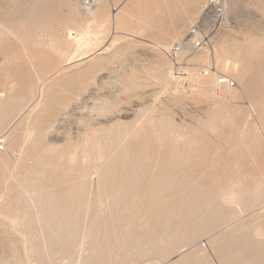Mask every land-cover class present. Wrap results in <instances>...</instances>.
I'll return each mask as SVG.
<instances>
[{"label": "rangeland", "instance_id": "374dc122", "mask_svg": "<svg viewBox=\"0 0 264 264\" xmlns=\"http://www.w3.org/2000/svg\"><path fill=\"white\" fill-rule=\"evenodd\" d=\"M81 1L0 0V116L9 109L6 100L13 101H8L12 110L6 113L8 119L0 117L6 120L0 121V133L6 137V149L0 153V264H251L253 260L264 264V0H221L225 17L216 33L209 18L210 0H88L92 10L99 8L95 19ZM89 25L97 26L94 31L102 40L97 39L96 48L92 45L93 51L74 50L66 29L92 31ZM194 26L208 35L203 50H218L221 56L244 61L243 79L228 75L236 82L228 97L227 90L213 87V79L198 77L202 67L222 72L214 67L215 61L191 65L185 56L194 52L180 54L189 66V89L177 91L170 81L165 51L192 38ZM82 50L93 54L86 58ZM164 75L168 80L163 81ZM19 98L25 105L17 103L22 101ZM11 125L22 129L17 132L22 133L17 146L8 140ZM135 155L143 157L134 162ZM171 165L176 170L164 173ZM139 169L146 170V177L140 174L139 178L135 172ZM248 171L254 173L249 178ZM242 173L248 181L241 179ZM147 174L163 187L155 182L150 186L159 188L153 191L152 187V193L151 181L146 179L144 184ZM160 174L170 180L161 181ZM254 175L263 182L257 183ZM230 178H235L233 184L239 179L238 187L232 186ZM123 186L130 189L125 193L130 195L125 199L128 206L121 202L126 198ZM144 190L146 199L139 194ZM133 191L135 195L129 193ZM63 196L68 199L64 206H70L62 210ZM41 203L47 207L40 208ZM232 206L234 214L229 213Z\"/></svg>", "mask_w": 264, "mask_h": 264}, {"label": "bare ground", "instance_id": "6f19581e", "mask_svg": "<svg viewBox=\"0 0 264 264\" xmlns=\"http://www.w3.org/2000/svg\"><path fill=\"white\" fill-rule=\"evenodd\" d=\"M79 1H80V0H79ZM77 2H78V1H77ZM99 2H100V0H99ZM127 2H128V0H127ZM29 3H30V2H29ZM81 3H82V6L88 11V13L90 14V16H91L93 19H95V18H94V14H95V12H96V13L98 12L97 9H99V8L96 7L95 10H92V5H91V3H90L88 0H82ZM95 3H96V1H95ZM97 3H98V1H97ZM100 3H101V2H100ZM26 4H27V3H26ZM102 4H103V3H102ZM27 5H29V4H27ZM93 5H94V3H93ZM97 5L100 6L99 4H97ZM29 6H30V5H29ZM29 6H28V7H29ZM80 6H81V5H80ZM31 7H34V6L32 5ZM101 7H102V6H101ZM19 8H21V7H19ZM93 8H94V6H93ZM16 9H18V8H16ZM31 9H32V8H31ZM100 9H101V8H100ZM13 11H14V8H13ZM31 11H32V10H31ZM99 12H100V11H99ZM23 13H24V12H23ZM28 13H29V12H28ZM13 14H14V13L12 12V13H11V16H12ZM31 14H32V13H31ZM89 14H88V15H89ZM98 14H99V13H98ZM27 15H28V14H27ZM86 15H87V13H86ZM100 15H101V13H100ZM197 15H198V14H197ZM90 16H89V17H90ZM95 16L98 17V15H95ZM18 17H19V16H18ZM20 17H21V16H20ZM86 17H87V16H86ZM22 18H26V17H22ZM99 18H100V17H99ZM91 20H92V19H91ZM96 20H98V18H97ZM100 20H101V19H100ZM116 20H117V19H116ZM190 20H191V19H190ZM94 21H95V20H94ZM88 22H89V20H88ZM104 22H105V21H104ZM189 22H190V21H189ZM189 22H188V23H189ZM91 23H94V22H91ZM106 23H107V20H106ZM188 23H187V24H188ZM94 24H95V23H94ZM94 24H93V25H94ZM99 24H102V25H103L104 23H102V21H101V23L99 22ZM99 24H98V25H99ZM82 25H83V24H82ZM84 25H85V24H84ZM86 25L88 26V23H87ZM95 25H97V23H96ZM98 25H97V26H98ZM104 25H105V24H104ZM112 25H113V24H112ZM188 25H189V24H188ZM190 25H191V22H190ZM89 26H91V25H89ZM97 26H96V27H97ZM105 26H107V25H105ZM191 26H192V25H191ZM85 27H86V26H85ZM91 27H93V26H91ZM96 27L94 26V27H93L94 29H93L92 31H91V29L89 30V27H88V28H87L85 31H83V32H77L76 30H73V29H70V28L66 29V32H65V33H66V37H67L70 41H72V42L75 44V45L73 44V45H74V46H73V47H74V50H75V48H80V49H87V48H89L91 51L95 50V48L97 47V45H96L97 42L99 41L98 43H100V41L102 40V38H100L99 36H98L99 39L97 38V34H98L99 31H98V32H97V31H94V30L97 29ZM114 27H115V26H114ZM186 27H187V25H186ZM0 28H1V27H0ZM95 28H96V29H95ZM81 29H82V28H81ZM102 29H103V28H102ZM106 29H107V28H106ZM188 29H189V28H188ZM99 30H101V29H99ZM101 31H102V30H101ZM65 33H64V34H65ZM101 33H102V32H101ZM103 34H104V33H103ZM100 36H101V35H100ZM92 37H94V38H92ZM97 39H98V41H97ZM182 40H183V39H182ZM67 41H68V40H67ZM94 41H95V42H94ZM63 42H64V39H63ZM72 42H71V43L69 42V43L72 44ZM17 43H18V42H17ZM69 43H68V46H69ZM64 44H66V42H65ZM92 45H94L95 48H94ZM99 45H100V44H99ZM252 45H253V44H252ZM252 45H251V46H252ZM254 45H256V44H254ZM75 46H76V47H75ZM91 46H92L93 48H92ZM257 46H259V45H257ZM64 47H65V46H64ZM90 47H91L92 49H91ZM225 47H227V46H225ZM252 47H253V46H252ZM255 47H256V46H255ZM65 48H66V47H65ZM98 48H99V47H98ZM98 48H97V49H98ZM212 48H213V47H212ZM59 49H60V48H59ZM72 49H73V48H72ZM201 49H202V48H201ZM218 49H219V47H218ZM225 49H226V48H225ZM227 49H228V48H227ZM249 49L251 50V48H249ZM65 50H66V49H65ZM74 50H72V51H74ZM77 50H78V49H77ZM87 50H88V49H87ZM87 50H85V51H86V52H89L88 54H91V53H92V52H90V50H89V51H87ZM209 50H210V49H209ZM209 50H203V49H202V51H201V52H197V54H196L195 52H194L193 54L191 53V55H190V54H189V55L187 54V55L185 56V57L187 58L186 60H188L190 63H192L191 65H193V63L196 64V63H199V62H203V63L207 64V63H209V62H211V61H212V63H213V61H215L214 64H216V65H214V67H215V66L218 67L219 69H218V68H217V69L219 70V72H220V70H221V72L224 73V74L221 73L222 75H225V76H226V75H227V76H228V75H230V76H234L238 81H240L241 79L244 78V76H245V71L247 70L246 67H244V65L242 64V63H244V61L241 63V62L239 61L238 57L231 58L230 55H229V56H226V55H225V56H221V55H222L221 52H220L221 55L217 53L218 50H217V51H214V50H213L214 53H213V51H209ZM211 50H212V49H211ZM240 50H241V49H240ZM63 51H64V50H63ZM82 51H83V50H82ZM74 52H75V51H74ZM235 52H236V51H235ZM240 52H242V51H240ZM244 52H245V51H244ZM83 53H84V51H83ZM72 54H73V52H72ZM77 54H78V53H77ZM84 54H85L86 58H88V57H87L88 54H87V53H84ZM86 54H87V55H86ZM92 54H93V53H92ZM180 54H181V55H182V54L184 55V54H186V53H184V51H182ZM180 54H179V55H180ZM226 54H228V53H226ZM240 54H241V53H240ZM246 54H247V53H245V56H247V58H248V55H246ZM61 55H62V53H61ZM82 55H83V54H82ZM82 55H81V56H82ZM237 55H238V52H237ZM73 56H75V55H73ZM235 56H236V54H235ZM78 57H80V55H79ZM239 57H240V56H239ZM67 58H68V57H67ZM80 58H81V57H80ZM82 58H83V57H82ZM240 58H241V57H240ZM253 58H254V57H253ZM258 58H259V57H258ZM26 59H27V58H26ZM69 59H70V57H69ZM69 59H68V60H69ZM243 59H244V58H243ZM243 59H242V60H243ZM65 60H67V59H65ZM68 60H67V61H68ZM240 60H241V59H240ZM248 60H249V59H248ZM252 60H253V59H252ZM27 61H28V60H27ZM30 61H31V60H30ZM67 61H64V62H67ZM249 61H250V60H249ZM254 61H255V60H254ZM252 62H253V61H252ZM252 62H251V63H252ZM256 62L258 63V60H257ZM186 63H187V62H186ZM190 63H189V64H190ZM251 63L249 62V65H248V64H245V65H246V66H250ZM253 63H254V65H256L255 62H253ZM196 65H198V64H196ZM193 66H194V65H193ZM200 66H201V64H200ZM205 66H206V65H205ZM196 67H197V66H196ZM212 67H213V66H212ZM251 67H252V65H251ZM251 69H252V68H251ZM215 70H216V69H215ZM160 72H161V71H160ZM216 72H217V71H216ZM163 73H165V72H163ZM198 73H199V72H198ZM198 73H197V74H198ZM165 74H167V73H165ZM192 74H193V73H192ZM249 74H250V73H249ZM162 75H163V74H162V72H161V77H162ZM215 75H216L215 72H213V74H212L211 76L207 77V78H209V80H211V79L214 80V79H215ZM191 76H192V75H191ZM249 76H250V75H248V77H249ZM166 77H167V76L164 75V77H163V81H164V78H166ZM246 77H247V76H246ZM248 77H247V79H248ZM252 77H253V76H252ZM168 78H169V77H168ZM200 78H202V77H200ZM254 78H255V76H254ZM256 78H257V77H256ZM256 78H255V79H256ZM194 79H195V78H194ZM204 79L207 80L206 78H204ZM231 79H232V78H231ZM160 80H162V79H160ZM166 80H168V79L166 78ZM166 80H165V81H166ZM197 80H200V79H197ZM257 80H259V79H257ZM170 81H171V80H170ZM189 81H190V79H189ZM203 81H204V80H203ZM242 81H243V80H242ZM261 81H262V79H261ZM161 82H162V81H161ZM191 82H192V80H191ZM191 82H190V83H191ZM200 82H201V80H200ZM207 82H208V81H207ZM209 82H210V81H209ZM211 82H212V81H211ZM247 82H248V80H247ZM4 83H5V80H4ZM4 83H3V85H4ZM196 83H197V82H196ZM198 83H199V82H198ZM203 83H204V82H203ZM203 83H202V84H203ZM212 83H214V82H212ZM243 83H245V81H244ZM258 83H259V84H258V86H259V85H260V81H259ZM261 83H262V82H261ZM194 84H195V83H194ZM194 84H193V85H194ZM202 84H201V86H202ZM210 84H211V83H210ZM5 85H7V84H5ZM197 85H198V84H197ZM212 85H213V84H212ZM212 85H211V86H212ZM243 85H244V84H243ZM245 85H248V84L245 83ZM24 86H25V85H24ZM194 86H196V85H194ZM205 86H206V85L204 84V87H205ZM240 86H241V84H240ZM252 86H253V85H252ZM260 86H261V85H260ZM198 87H200V86L198 85ZM202 87H203V86H202ZM248 87H249V86H248ZM263 87H264V86H262V88H263ZM2 88H3V87H2ZM205 88H206V87H205ZM205 88H204V89H205ZM246 88H247V87H245V89H246ZM249 88L251 89V86H250ZM253 88H254V87H253ZM262 88L259 89V90H263ZM7 89H8V88H7ZM26 89H27V88H26ZM197 89H198V88H197ZM209 89H210V88H209ZM212 89H213V88H212ZM224 89L227 90V92H225V94L227 93L226 95H227V97H228V92H230V90H231L232 88H224ZM247 89H248V88H247ZM250 89L247 90V91L249 92ZM5 90H6V89H5ZM200 90H202V89H200ZM207 90H208V88H207ZM196 91H197V90H196ZM211 91H212V90H211ZM232 91H233V90H232ZM235 91H236V90H235ZM247 91H246V93H248ZM257 91H258V90H257ZM263 91H264V90H263ZM263 91H262V92H263ZM7 92H8V90H7ZM27 92H28V91H27ZM200 92H201V91H200ZM200 92H199V90H198V93H200ZM202 92H204V91H202ZM212 92H213V91H212ZM212 92H211V93H212ZM217 93H218V91H217ZM220 93H221V92H220ZM238 93H239V92H238ZM249 93H251V92H249ZM260 93H261V92H260ZM260 93H259V94H260ZM263 93H264V92H263ZM263 93H262V94H263ZM212 94H213V93H212ZM225 94H224V95H225ZM224 95H223V96H224ZM226 95H225V96H226ZM235 95H236V94L234 93V96H235ZM240 95H241V91H240ZM9 96H10V95H9ZM9 96H8V97H9ZM36 96H37V95H36ZM234 96H233V97H234ZM263 96H264V95H263ZM263 96H262V95H259V97H263ZM3 97H4V96H3ZM8 97L6 96L5 98L7 99ZM11 97H12V99H14V98H15V95H14V97H13V96H11ZM23 97L25 98V95H24ZM230 97H231V96H230ZM230 97H229V98H230ZM236 97H237V96H236ZM238 97H239V96H238ZM26 98L28 99L27 96H26ZM26 98H25V101H27ZM239 98H241V97H239ZM252 98H253V97H252ZM254 98H255V95H254ZM263 98H264V97H263ZM1 99H2V98H1ZM6 99H5V100H6ZM22 99H23V98H22ZM22 99L19 98L18 100H22ZM230 99H231V98H230ZM249 99H250V98H249ZM255 99H256V98H255ZM5 100H4V103H5ZM9 100H10V98H9ZM9 100H8V101H9ZM15 100H16V99H15ZM15 100H14V101H15ZM18 100H16V101H18ZM36 100H38V99H36ZM232 100H233V99H232ZM237 100H238V99H237ZM2 101H3V100H2ZM8 101L6 100V102L9 103L8 105L11 106V105H10V102H8ZM10 101H11V100H10ZM251 101H253V99H252ZM254 101H255V100H254ZM254 101H253V102H254ZM11 102H13V101H11ZM22 102H23V100H22V101H18L17 103H22ZM33 102H34V101H33ZM2 103H3V102H2ZM23 103H24V102H23ZM23 103H22V105H25V104H23ZM26 103H27V102H26ZM5 104H6V103H5ZM30 105H31V104H30ZM37 105H38V104H37ZM0 106H1V105H0ZM3 106H4V104H3ZM9 106H8L9 109H7L8 111H7L6 113H8L9 111H12V110H10L11 108H10ZM17 106H18V105H16V108H17ZM4 107H5V106H4ZM28 107H29V105H28ZM12 108H14V107H12ZM19 108H20V105H19ZM21 108H22V107H21ZM21 108H20V109H21ZM23 108H24V107H23ZM29 108H30V107H29ZM20 109L17 110V112H20V111H21ZM4 110H5V109H4ZM27 110H28V109H27ZM239 110H240V109H239ZM14 111H15V110H14ZM23 111H24V110H23ZM25 111H26V110H25ZM1 112H2V111H1ZM17 112H16V113H17ZM6 113H4L5 115H3L4 118H5V116H6ZM20 113H22V112H20ZM2 114H3V113H2ZM2 114H1V115H2ZM14 114H15V113H13V115H14ZM17 114H18V113H17ZM7 115H8V114H7ZM15 115H16V114H15ZM19 115H20V114H19ZM3 116H0V117H3ZM8 116H11L10 113H9ZM20 116H21V115H20ZM20 116H19V117H20ZM29 116H30V115H29ZM15 117H17V116H15ZM6 118H7V117H6ZM6 118H5V119H6ZM20 118H21V117H20ZM23 118H24V115L22 116L21 120H22ZM0 119H1L0 121H2L3 118H0ZM5 119H4V120H5ZM7 119H8V118H7ZM12 119H13V118H12ZM15 119H16V118H15ZM4 120H3V121H4ZM10 120H11V119H10ZM16 120H18V119H16ZM19 120H20V119H19ZM239 120H240V119H239ZM3 121H2L1 123H3ZM5 121H6V120H5ZM5 121H4V123H5ZM12 121H14V120H11V122H12ZM27 121H28V120H27ZM233 121H235V120H233ZM233 121H232V122H233ZM6 123H7V122H6ZM18 123H19V122H18ZM18 123H17V124H18ZM24 123H25V122H24ZM27 123H28V122H27ZM243 123H244V121H243ZM9 124H11V123H9ZM19 124H20V123H19ZM19 124H18V125H19ZM231 124H234V123H231ZM5 125H7V124H5ZM12 125H13V124H12ZM12 125H11V127H12ZM29 125H30V124H29ZM236 125H237V124H236ZM247 125H249V124H247ZM2 126H4V125L2 124ZM240 126H242V125H240ZM245 126H246V125H245ZM9 127H10V126H9ZM13 127H15V125H13ZM13 127H12L13 130L11 129L12 132H9L10 134H8V135H10V136H9V137L7 136V137L10 138V139H8V140L11 141V143H10V141H9L10 144H12L13 146H17L18 143H19L20 135L22 134V133H21V134H19V136H18V133H17V132H21L22 129L18 131V129H14ZM249 127H250V126H249ZM4 128H5V126H4ZM20 128H21V127H20ZM242 128H244V126H243ZM32 129H33V127H32ZM0 130H2V129L0 128ZM8 130H9V129H8ZM11 130H10V131H11ZM1 132H2V131H1ZM32 132H33V130L31 131V133H32ZM26 134H27V133H26ZM27 135H28V134H27ZM27 135H26V136H27ZM28 136H29V135H28ZM92 142H93V141H92ZM192 142H193V141H192ZM193 143H194V142H193ZM10 144H8V146H9ZM190 145H191V144H190ZM92 146H94V145H92ZM95 146H96V145H95ZM89 147H90V146H89ZM190 147H192V146H190ZM13 148H14V147H13ZM14 149H15V148H14ZM92 149H93V148H92ZM187 149H188V148H187ZM191 149H192V148H191ZM195 149H196V148H195ZM20 151H21V150H20ZM92 152H93V151H92ZM90 153H91V152H90ZM92 154H93V153H92ZM135 156H136V155H135ZM137 156H138V155H137ZM137 156H136L135 160H132V161H134V162L139 161V159L137 160V158H138L139 156H138V157H137ZM189 156H190V155H189ZM97 157H98V155H97ZM133 157H134V156H133ZM133 157H131V158L133 159ZM142 157H143V156H141V157H139V158H142ZM98 159H99V157H98ZM118 159H119V158H118ZM187 159H188V158H187ZM93 160H95V162H96V158H95V159L93 158ZM129 160H131V159L129 158ZM169 160H170V159H169ZM172 160H174V158H173ZM175 160H177V159H175ZM119 161H120V160H119ZM141 161H143V160H141ZM166 161H168V160H165V166H167V164H166L167 162H166ZM95 162H92V165H91L92 167L90 166L91 168H93V166H94L93 164H96ZM112 162H113V161H112ZM134 162H133L132 164H134ZM171 162H172V161H171ZM174 162H175V161H173V164H176V162H175V163H174ZM177 162H179V161H177ZM138 163H139V162H138ZM138 163H136L137 166H138ZM143 163H144L143 165H145V162H143ZM129 164H130V163H129ZM162 164H163V163H162ZM180 164H182V162H181ZM180 164L178 163V165H180ZM187 164H188V163H187ZM110 165H111V164H110ZM113 165H114V164H113ZM146 165H147V164H146ZM163 165H164V164H163ZM169 165H170V163H169ZM176 165H177V164H176ZM184 165H186V164L183 163V166H184ZM95 166H97V165H95ZM116 166H117V165H116ZM119 166H120V165H119ZM131 166H132V165H131ZM133 166H136V165H133ZM159 166H160V165H159ZM171 166L173 167V165H171ZM171 166H170V167H166V169L164 168V169H165L164 173H166V170H167V169H170V170L167 171L168 173H170L169 171H171V170L173 171V169L176 170V167H175V166H174L175 168L173 167L172 169H171ZM181 166H182V165H181ZM181 166H180V167L177 166V167H178L179 169H181V168L183 167V166H182V167H181ZM90 167H89V168H90ZM141 167H142V166L140 165V169H141ZM143 167H144V166H143ZM97 168H98V166H97ZM134 168H135V167H134ZM134 168H133V169H134ZM136 168H137V167H136ZM138 168H139V167H138ZM184 168H185V167H184ZM184 168H183V169H184ZM131 169H132V168H131ZM140 169H139V171H140ZM183 169H182V170H183ZM188 169H189V166H188ZM90 170H91V169H90ZM112 170H113V169H112ZM143 170H145V169H143ZM177 170H178V169H177ZM189 170H190V169H189ZM262 170H263V169H262ZM45 171H46V170H45ZM49 171H50V170H48V172H49ZM118 171H119V170H118ZM129 171H131V170H129ZM133 171H134V170H133ZM139 171L137 172V170H136L135 172L138 173L139 176H141V177H139V178H142V175H143V176L145 175L146 170H145L144 172L142 171L143 173H142L141 171H140V173H139ZM160 171H161V173H162V169H161ZM160 171H159V172H160ZM178 171H180V170H178ZM238 171H240V170H238ZM245 171H246V170H245ZM50 172H51V171H50ZM93 172H94V171H93ZM95 172H97V171H95ZM110 172H111V171H110ZM110 172H109V173H110ZM119 172H120V171H119ZM148 172H149V171H147V173H148ZM173 172H174V171H173ZM248 172H249V171H248ZM254 172H255V171H254ZM260 172H261V171H260ZM42 173H44V172H42ZM117 173H118V172H117ZM168 173H167V175H168ZM177 173H178V172H177ZM237 173H238V172H237ZM240 173H241V171L239 172V174H240ZM249 173H250V172H249ZM251 173H252V172H251ZM251 173H250V174H251ZM257 173H258V172H257ZM257 173H256V174H257ZM49 174H50V173H49ZM52 174H54V173H52ZM104 174H105V173H104ZM115 174H116V172H115ZM120 174H121V173H120ZM124 174H125V173H124ZM131 174H132V173H131ZM140 174H142V175H140ZM154 174H155V173H154ZM156 174H157V173H156ZM243 174H244V173H242V175H241V177H242L241 179H243V181H248L246 178H244L246 175L244 176ZM245 174H247V172H246ZM253 174H254V173H253ZM253 174L248 175L247 178H249V176H252ZM258 174H259V173H258ZM262 174H263V171H262L261 175H262ZM44 175H45V174H44ZM82 175H83V174H82ZM133 175H135L134 177H136V174H135V173H133ZM148 175H149V174H147V178H145V177H146V175H145V177H144L145 180H146V179H147V180H148V179L150 180V178H148V177H153V174H150V175H152V176H148ZM165 175H166V174H165ZM165 175H164V177H165ZM167 175H166V176H167ZM233 175H234V174H233ZM61 176H62V175H61ZM104 176H105V175H104ZM131 176H132V175H131ZM160 176L162 177V178H161V181H164V180H165V181L170 180V179H167L166 177H165V179H164V178H163V174H160ZM160 176H158V177L160 178ZM237 176L240 177V175H237ZM243 176H244V177H243ZM254 176H255V175H254ZM254 176L252 177V179L254 178ZM259 176H260V174H259ZM45 177H46V176H45ZM49 177H50V176H49ZM106 177H107V176H106ZM113 177H114V176H113ZM121 177H122V175H121ZM127 177H128V176H127ZM129 177H130V176H129ZM134 177L132 176V178H130V179H132V181H134V179H136V178H134ZM167 177L170 178L169 176H167ZM255 177H256V176H255ZM50 178H51V177H50ZM117 178H118V177H117ZM137 178H138V177H137ZM153 178H154V177H153ZM153 178H151V179H153ZM235 178H237V177L235 176ZM235 178H234L233 180H231L232 178H230L231 183H232V181L235 182ZM256 178H258V177H256ZM25 179H26V178H25ZM25 179H22V181L24 182ZM44 179H45V178H44ZM48 179H49V178H48ZM63 179H64V178H63ZM83 179H85V178H83ZM107 179H108V177H107ZM109 179H110V178H109ZM115 179H116V178H115ZM122 179H123V178H122ZM125 179H126V178H125ZM127 179L129 180V182L131 181L129 178H127ZM127 179H126V181H128ZM155 179H156V177H155ZM157 179H158V178H157ZM157 179H156V180H157ZM162 179H164V180H162ZM166 179H167V180H166ZM245 179H246V180H245ZM252 179H251V180H252ZM262 179L264 180L263 177H262ZM64 180H65V179H64ZM137 180H138V179H137ZM139 180H140V179H139ZM139 180H138L137 183H139ZM141 180H142V179H141ZM147 180L144 181V184H145V182H147ZM149 180H148V181H149ZM153 180H154V179H153ZM153 180H150V181H151L150 184H149V182L147 183V184H149L148 186L158 184L159 187H160V186L163 187V186H162L163 183H162L161 185L159 184V179L157 180L158 183H156V184H154V183L157 182V181L153 182ZM249 180H250V179H249ZM255 180L257 181V179H254L253 182L256 183ZM258 180H259V178H258ZM260 180H261V177H260ZM260 180H259V182H257V183H260ZM107 181H108V180H107ZM117 181H118V180H117ZM119 181H120V180H119ZM135 181H136V180H135ZM161 181H160V182H161ZM165 181H164V182H165ZM225 181H226V180H225ZM238 181H239V179L237 180L236 183L239 184ZM61 182L63 183V180H62ZM111 182H112V181H111ZM120 182H121V181H120ZM123 182H124V181H123ZM141 182H143V181H141ZM141 182H140V183H141ZM169 182H171V181H169ZM226 182H227V181H226ZM226 182H225V183H226ZM228 182H229V180H228ZM262 182H263V181L261 180V183H262ZM52 183H53V182H52ZM62 183H61V184H62ZM64 183H65V182H64ZM84 183H85V182H84ZM152 183H153V184H152ZM165 183H167V182H165ZM165 183H164V184H165ZM229 183H230V182H229ZM229 183H228L227 187L230 186L231 183H230V184H229ZM236 183H234V184L237 185L236 187H238V184H236ZM242 183H244V184L242 185V186H244V185H245V182H242ZM23 184H24V183H23ZM50 184H51V183H50ZM59 184H60V183H59ZM108 184H109V183H108ZM117 184H118V183H117ZM117 184H116V186H117ZM144 184L142 183V186H143ZM147 184H146V186H147ZM169 184H170V183H169ZM195 184H196V183H195ZM232 184H233V183H232ZM234 184H233L232 186H235ZM248 184H249V183H248ZM252 184H253V183H252ZM53 185H54V184H53ZM84 185H85V184H84ZM111 185H112V184H111ZM122 185H124V184H122ZM126 185H127V183L125 184V186H126ZM129 185H130V184H129ZM138 185H139V184H138ZM262 185H263V184H262ZM30 186H31V185H30ZM142 186H141V187H142ZM158 186H157L156 188H159ZM180 186H181V185H180ZM218 186H220V185H218ZM224 186H225V185H224ZM232 186H231V189H232V190L237 189V188H235V187H234V189H233ZM251 186H252V185H251ZM263 186H264V185H263ZM111 187H115V186H111ZM118 187H119V186H118ZM127 187H128V185H127ZM131 187H132V186H131ZM131 187H129V188H131ZM141 187H140V188L137 187V188L140 189V190L142 191L143 188H144V186L142 187V189H141ZM152 187H153V186H150L151 191H152ZM164 187H166V186H164ZM169 187H170V186H169ZM169 187H168V188H169ZM222 187H223V186H222ZM252 187H253V186H252ZM65 188H66V187H63V189H65ZM108 188H109V187H108ZM122 188H124V186L121 187V189H122ZM154 188H155V187H153V191H154ZM156 188H155V189H156ZM245 188H246V187H245ZM256 188H257V187H256ZM258 188H259V187H258ZM258 188H257V189H258ZM262 188L264 189V187H262ZM67 189H68V188H67ZM67 189H66V193H68V192H67V191H68ZM114 189H115V188H114ZM114 189H111V192H114V191H113ZM116 189H117V187H116ZM126 189H127V188H126ZM126 189H124V190H126ZM132 189H133V188H132ZM145 189H146V192L150 191V189L147 188V187H145ZM147 189H148V190H147ZM162 189H163V188H162ZM162 189H161V192H162ZM165 189H167V188H165ZM220 189H221V188H220ZM220 189H217V190H220ZM222 189H223V188H222ZM231 189H230V190H231ZM250 189H253V188L249 187V190H250ZM32 190H34V188H33ZM49 190H50L52 193L54 192V191H52L53 189H52V190L49 189ZM109 190H110V188H109ZM109 190H108V191H109ZM122 190H123V189H122ZM124 190H123V191H124ZM128 190L130 191V189H127L126 192H125V191H124V192L122 191V192L124 193L123 196L126 197V198L123 199V196H122V198H121V199H123V200H121V202L125 201V202H123L124 205H126L125 203L128 201V200H127V197H129V199H130V195H129V194H128V196H126ZM134 190L136 191L137 189H134ZM243 190H244V189H243ZM57 191H58V190H57ZM57 191H56V192H57ZM106 191H107V189H106ZM115 191H116V190H115ZM119 191H121V190H119ZM151 191H150V193H151ZM153 191H152V193H153ZM157 191H158V194L161 193L160 190H157ZM157 191H156V192H157ZM245 191H247V190H245ZM251 191H252V190H251ZM32 192H33V191H32ZM34 192H35V191H34ZM56 192H54V193L56 194ZM63 192H64V190L62 191V193H63ZM111 192H110V193H111ZM139 192H140V191H139ZM139 192L137 191L136 195H137ZM146 192H145V190H144V193H139V194H143V195L146 194V195H147L148 193H146ZM156 192H154V193H156ZM215 192L218 193V191H214V193H215ZM219 192H220V191H219ZM233 192H234V191H233ZM256 192H258V191H256ZM49 193H50V192H49ZM57 193H58V192H57ZM60 193H61V192H60ZM62 193H61V195H62ZM66 193H65V194H66ZM107 193H108V192H107ZM115 193H117V192H114L113 195H115ZM125 193H126V194H125ZM129 193H134V191H133V192H129ZM217 193H216V195L219 196L220 194H217ZM235 193H236V192H235ZM247 193H248V191H247ZM254 193H255V191H254ZM260 193H261V190H260ZM50 194H51V193H50ZM50 194H49L48 196H52V195H54V194H52V195H50ZM58 194H59V193H58ZM65 194H64V195H65ZM139 194H138V195H139ZM156 194H157V193H156ZM245 194H246V192H245ZM249 194H250V192H249ZM249 194H248V195H249ZM66 195H68V194H66ZM116 195H117V194H116ZM116 195H115V196H116ZM119 195H121V194L119 193ZM134 195H135V193H134ZM138 195H137V196H138ZM143 195H141V196H143ZM146 195H144L143 197L145 198ZM251 195H255V194H252V192H251ZM260 195L262 196V194H260ZM55 196H56V195H55ZM58 196H59V195H58ZM58 196H56L54 199H57ZM131 196H132V194H131ZM154 196H155V195H154ZM244 196H245V195H244ZM249 196H250V195H249ZM249 196H248V197H249ZM65 197H66V198H65ZM116 197H118V196H116ZM132 197H133V196H132ZM134 197H136V196H134ZM146 197H147V196H146ZM150 197H151V196H150ZM150 197H149V195H148V198H147V199H149ZM157 197H158V196H157ZM157 197L154 198V199H157ZM159 197H160V196H159ZM186 197H188V196H186ZM214 197H215V196H214ZM219 197H221V196H219ZM219 197H217V198H219ZM235 197H236V196H235ZM45 198H46V197H45ZM45 198H44V199H45ZM47 198H48V199H50V198L52 199V197H47ZM58 198H59V197H58ZM60 198H61V197H60ZM118 198H120V197H118ZM139 198H141V197L139 196ZM179 198H180V197H179ZM51 199H50V200H51ZM61 199H62V198H61ZM64 199H67V196H63V201H64V202L62 201V202H63V204H62V206H63L62 210H63V209H66L65 207L67 206V205L64 206V203L67 204L66 201H65ZM77 199H78V198H77ZM125 199H126L127 201H126ZM132 199L134 200L135 198H132ZM132 199H131V201H132ZM136 199H137V198H136ZM142 199H143V198H141V200H142ZM145 199H146V198H145ZM151 199H152V198H151ZM154 199H152V201H153ZM234 199H236V198H234ZM50 200H48V201H50ZM58 200H60V199H58ZM58 200H57V201H58ZM67 200H68V199H67ZM111 200L113 201V198H112ZM114 200H115V198H114ZM116 200H118V199L116 198ZM137 200H140V199H137ZM188 200H189V199H188ZM193 200H194V199H193ZM195 200H196V199H195ZM77 201H78V200H77ZM77 201H76V202H77ZM112 201H111V202H112ZM119 201H120V200H118V202H119ZM131 201H129V204H132ZM143 201H144V200H143ZM143 201H140V202L143 203ZM148 201H151V200H148ZM238 201H239V200H238ZM50 202H51V201H50ZM52 202H53V201H52ZM52 202H51V205H52V206H53V204H54V205L56 204V203H54V202L52 203ZM60 202H61V201H60ZM62 202H61V203H62ZM73 202H74V204H75V201H74V200H73ZM109 202H110V201H109ZM116 202H117V201H116ZM121 202H120V203H121ZM130 202H131V203H130ZM135 202H136V200H135ZM135 202H134V204H135ZM156 202H157V200H156ZM156 202H155V203H156ZM236 202H237V201H236ZM61 203H60V204H61ZM120 203H119V204H120ZM136 203H138V201H137ZM142 203H141V204H142ZM145 203H147V202H145ZM151 203H152V202H151ZM192 203H193V202H192ZM233 203H235V202H233ZM240 203H241V202H240ZM41 204H42V203H41ZM41 204L39 205V207H40V206H44L43 204H42V205H41ZM48 204H50V203H48ZM60 204H59V205H60ZM113 204H114V203L112 202V205H113ZM119 204L117 205V203H116V206L119 207ZM123 204H122V205H123ZM148 204L150 205L149 202H148ZM158 204H159V203H158ZM158 204H157V205H158ZM238 204H239V203H238ZM238 204H236V205H238ZM45 205H47V204H45ZM59 205L57 204V206L59 207L58 209H61ZM68 205H69V203H68ZM120 205H121V204H120ZM122 205H121V206H122ZM143 205H144V204H143ZM157 205L155 206V209H156ZM243 205H244V204H243ZM37 206H38V205H37ZM49 206H50V205H48V207H49ZM55 206H56V205H55ZM69 206H70V205H69ZM69 206H67V207H69ZM126 206H128V204H127ZM136 206H137V205H136ZM153 206H154V205H153ZM189 206H190V205H189ZM44 207H45V206H44ZM46 207H47V206H46ZM46 207H45V208H46ZM110 207H111V206H110ZM131 207H132V206H131ZM195 207H196V206H195ZM40 208H41V207H40ZM45 208H44V210H45ZM111 208L115 209L114 207H111ZM111 208H110V209H111ZM140 208H141V207H140ZM113 209H112V210H113ZM157 209H158V208H157ZM189 209H190V208H189ZM224 209H226V208L224 207ZM231 209L233 210L234 207H233V206H232V208L229 207V211H230ZM235 209H236V208H235ZM42 210H43V209H42ZM44 210H43V211H44ZM139 210H140V209H139ZM149 210H150V209H149ZM153 210H154V209H153ZM55 211H56V210H55ZM109 211H110V210H109ZM188 211H189V210H188ZM227 211H228V210H227ZM227 211H226V212H227ZM39 212H40V211H39ZM47 212H48V211H47ZM146 212H147V211H146ZM146 212H145V213H146ZM150 212H151V211H150ZM150 212H148V213H150ZM43 213H46V212L44 211ZM43 213L41 212V214H43ZM55 213H56V212H55ZM224 213H225V212H224ZM224 213H222V214H224ZM229 213H233V214H234V210L231 211V212H229ZM46 214L48 215V213H46ZM49 214H50V213H49ZM60 214H61V213H60ZM144 215H145V214H144ZM225 215H228V214L225 213ZM225 215H223V216H225ZM230 215H231V214H230ZM59 216H60V215H59ZM135 216H136V215H135ZM141 216H142V215H141ZM49 217H50V215H49ZM144 217H145V216H144ZM227 217H228V216H227ZM227 217H225V218H227ZM146 218H147V217H146ZM225 218H222V219H225ZM48 219L50 220V218H48ZM48 219H47V223H48V221H49ZM139 220H140V219H139ZM142 221H143V220H142ZM146 221H147V220H146ZM217 221H218V220H217ZM141 223L144 224V222H141ZM145 223H146V222H145ZM162 223H163V222H162ZM149 225H150V224H149ZM96 226H98V225H96ZM144 228H145V226H144ZM158 228H159V227H158ZM61 229H62V228H61ZM95 229H96V228H95ZM148 230H149V229H148ZM148 230H147L146 232H148ZM102 231H103V230H102ZM95 233H96V232H95ZM103 233H104V232H103ZM103 233H102V234H103ZM148 233H149V232H148ZM162 233H163V232H162ZM144 234H145V233H144ZM156 234H157V233H156ZM168 234L171 235L170 233H168ZM159 235L163 236L164 233H163V235H162L161 233H159ZM159 235L157 234V236H159ZM66 236H68V235H66ZM72 236H73V235H72ZM72 236L70 235V237H72ZM155 236H156V235H155ZM165 236H166V235H165ZM165 236H164V237H165ZM171 236H172V235H171ZM54 237H55V236H54ZM61 237H62V236H61ZM73 237H74V236H73ZM141 237H143V236H141ZM169 237H170V236H169ZM173 237H174V236H173ZM146 238H147V237H146ZM158 238H159V237H158ZM158 238H156V241H157ZM161 238H162V237H161ZM66 239H67V238H66ZM70 239H71V238H70ZM154 239H155V238H154ZM235 239H236V238H235ZM245 239H247V238H245ZM245 239H244V240H245ZM63 240H64V239H63ZM63 240L61 239V242H62V243H63ZM71 240H72V239H71ZM168 240H169V239H168ZM231 240H232V239H231ZM64 241H65V240H64ZM103 241H104V239H103ZM108 241H109V240H108ZM137 241H138V240H137ZM140 241H141V240H140ZM148 241H149V240H148ZM159 241H160V240H159ZM226 241H227V240H226ZM232 241H233V240H232ZM242 241H243V240H242ZM69 242H71V241H69ZM69 242H67V243H69ZM153 242H155V241H153ZM153 242H152V243H153ZM233 242H235V240H234ZM245 242H246V241H245ZM135 243H137V242H135ZM157 243H158V242H157ZM157 243H156V244H157ZM160 243H161V242H160ZM163 243H165V242H163ZM168 243H170V242H168ZM215 243H216V242H215ZM248 243H249V242H248ZM60 244H61V243H60ZM69 244H70V243H69ZM69 244H68V245H69ZM137 244H138V243H137ZM149 244H150V243H148V245H149ZM220 244H221V243H220ZM232 244H233V243H232ZM64 245H65V243H64ZM66 245H67V244H66ZM71 245H73V244H71ZM139 245H141V244H139ZM160 245H161V244H159L158 246L160 247ZM168 245H170V244H168ZM217 245H218V244H217ZM226 245H227V244H226ZM230 245H231V244H230ZM230 245H229V246H230ZM61 246H62V245H61ZM137 246H138V245H137ZM137 246H135V249H136ZM222 246H224V245H222ZM243 246H244V244H243ZM251 246H252V245H251ZM262 246H263V245H261L260 247H262ZM144 247H146V246H143V247H141V248H144ZM218 247H221V245L218 246ZM218 247L216 246V248H218ZM227 247H228V245H227ZM230 247H231V246H230ZM230 247H229V250H230ZM244 247H246V246H244ZM67 248H69V247H66V249H67ZM153 248H156L155 245H154ZM153 248H152V250H153ZM221 248H222V247H221ZM223 248H224V247H223ZM263 248H264V247H263ZM60 249H61V248H60ZM138 249H139V248H138ZM144 249H145V248H144ZM150 249H151V248H150ZM227 249H228V248H227ZM227 249H226V251H227ZM231 249H232V248H231ZM250 249H251V248H250ZM256 249L258 250V248H256ZM145 250H146V249H145ZM154 250H155V249H154ZM218 250H219V249H218ZM221 250H222V249H221ZM223 250H224V249H223ZM248 250H249V249H248ZM248 250L245 249V251H247V252H248ZM259 250H260V249H259ZM61 251L64 252L65 250H63V248H62ZM103 251H104V250H103ZM143 251H144V250H143ZM216 251H217V250H216ZM226 251H223V252H226ZM232 251H233V249H232ZM234 251H235V249H234ZM237 251H238V250H237ZM243 251H244V249H243ZM67 252H68V251H67ZM132 252H133V251H132ZM139 252H140V251H138V253H139ZM219 252L221 253V251H219ZM219 252H217V253H219ZM228 252H229V251H227L226 253H228ZM230 252H231V250H230ZM247 252H246V253H247ZM251 252H252V251H251ZM258 252H259V251H258ZM135 253H136V251H135ZM135 253H134V255H135ZM148 253H150V252H148ZM220 253H219V254H220ZM238 253H239V251H238ZM262 253H263V251H262ZM262 253H261V254H262ZM99 254H100V253H99ZM221 254H222V253H221ZM136 255H138V254H136ZM139 255H140V254H139ZM141 255H142V254H141ZM227 255H228V254H227ZM258 255H260V253H259ZM263 255H264V254H263ZM263 255H262V260L264 259V258H263ZM101 256H102V255H101ZM128 256H129V255H128ZM218 256H219V255H218ZM220 256H221V255H220ZM220 256H219V257H220ZM222 256H223V254H222ZM222 256H221V259H220V260H223V259H222V258H223ZM241 256H243L242 253H241ZM231 257H232V256H231ZM238 257H239V256H238ZM260 257H261V255H260ZM234 258H236V257H234ZM240 258L242 259V257H240ZM256 258H258V257H256ZM256 258H255V259H256ZM125 259H126V258H125ZM236 259H237V258H236ZM260 259H261V258H260ZM99 260H100V259H99ZM99 260H98V261H99ZM252 260H253V259H252ZM224 261H225V260H224ZM224 261H221V262H224ZM234 261H235V259H234ZM240 261H241V260H240ZM242 261H244V260H242ZM246 261H247V260H246ZM263 261H264V260H263ZM219 262H220V261H219ZM238 262H239V261H238ZM253 262H254V260H253ZM253 262H252V263H253ZM96 263H97V262H96ZM124 263H125V262H124ZM124 263H122V264H124ZM204 263H206V262H204ZM208 263H209V262H208ZM235 263H236V262H235ZM244 263H245V261H244ZM244 263H243V264H244ZM249 263H251V262H249ZM252 263H251V264H252ZM255 263H256V261H255ZM119 264H121V263H119ZM202 264H203V263H202ZM223 264H225V263H223ZM231 264H232V263H231ZM240 264H241V262H240ZM253 264H254V263H253ZM256 264H258V263H256ZM262 264H263V263H262Z\"/></svg>", "mask_w": 264, "mask_h": 264}, {"label": "built area", "instance_id": "2783aa9c", "mask_svg": "<svg viewBox=\"0 0 264 264\" xmlns=\"http://www.w3.org/2000/svg\"><path fill=\"white\" fill-rule=\"evenodd\" d=\"M208 11L210 13V21L212 27L214 28V32H217V28L222 23V20L225 17L224 12L222 11V1L221 0H210L208 4ZM199 27L194 26L190 29V34L192 38H190L187 42L178 43L172 47H170L167 51H165V55L168 61V67L171 77V83L175 90L182 91L185 89H189V81H188V65L185 59L181 58L179 55L182 51L187 53L196 52L197 50L207 46L208 35H201ZM215 72L214 79V88H234L236 82L228 76L219 74L216 72L214 68L211 66L202 67L198 73V77L207 78L211 76ZM6 149V137L4 134L0 133V153L4 152Z\"/></svg>", "mask_w": 264, "mask_h": 264}]
</instances>
